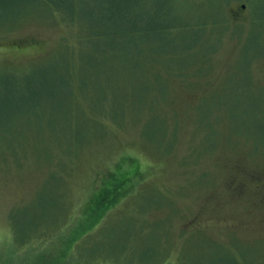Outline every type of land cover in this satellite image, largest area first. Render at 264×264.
<instances>
[{
	"label": "rangeland",
	"instance_id": "374dc122",
	"mask_svg": "<svg viewBox=\"0 0 264 264\" xmlns=\"http://www.w3.org/2000/svg\"><path fill=\"white\" fill-rule=\"evenodd\" d=\"M25 5L28 8L22 10L20 6ZM2 7L0 0V76L33 79L35 84L42 81V74L51 79L53 64L65 61L68 52L78 79L90 77L88 66L108 70L107 60L91 51L128 45L112 37L89 40V35L128 28V19L171 25L174 30L165 43L172 40L179 46L190 42L188 35H198L205 50L216 51L205 63L195 65L187 79H172L170 90L162 91L169 100L151 113L167 117L170 150L148 144L158 128H145L142 133L144 125L135 121L139 117L128 114L121 126L97 129L101 134L76 150L65 162L67 168H60L58 163H47L33 138L36 127L60 124V114L30 113V123L24 117L17 119L18 127H33L28 134L34 136L20 144L21 137L14 139L11 133L7 143L0 144V264H9L13 254L11 218L27 222L22 219L36 215L41 220L53 210V203H61L58 190L42 194L51 171L65 179L62 217L71 224L62 234L69 238L76 226L84 224L103 184L130 169L138 172L128 181L126 196L103 222L140 218L151 224L166 223L163 239L170 258L165 264H264V147L256 149L254 142L263 141L260 132L264 136V114L256 120L258 107L264 106V60L255 61L264 58V0H27L19 7ZM124 9L127 13L117 15ZM132 66L115 63L111 68H126L125 73L132 75ZM201 68L207 75H192ZM250 74L253 96L227 91L229 86L244 84ZM129 75L124 85L131 92L133 107L140 102L141 90L135 86L141 82ZM215 98L222 99L220 109L229 112L233 129L225 111H216L222 117L220 125L210 120L206 126L199 125L198 108ZM58 100L67 101V94ZM79 105L86 109L83 101ZM148 119L146 114L141 117L143 124ZM78 122L74 128L80 130L82 121ZM247 132L254 138H244ZM7 145L16 149L8 151ZM53 153L60 155L58 150ZM153 194L164 197L166 204L147 209L156 198ZM40 241L35 257L48 263L63 250L53 243L39 246Z\"/></svg>",
	"mask_w": 264,
	"mask_h": 264
},
{
	"label": "trees",
	"instance_id": "16d2710c",
	"mask_svg": "<svg viewBox=\"0 0 264 264\" xmlns=\"http://www.w3.org/2000/svg\"><path fill=\"white\" fill-rule=\"evenodd\" d=\"M1 2L2 8H6V4L19 7V4L26 3L27 0H1ZM26 7L28 8L27 5L20 6L22 10ZM127 9L117 12V15H124ZM127 21H130L127 23L128 28L115 29L114 32L107 34L94 33L93 35L92 33L89 35V40L111 37L120 41L125 40L128 48L117 50L108 47L107 50L91 51L93 56L107 60L108 70H95L94 66H88L92 72L89 73L90 77L87 80H84V77L83 80L78 79L76 76L78 71L72 65L74 62L71 61L72 56L69 52L65 53V61L58 64L52 63L53 77L45 79V74H42L43 79L37 84L33 79L22 81L14 75L0 76V144L7 143V136L11 133L14 134V139L17 136L21 137L20 144L27 141L28 136H34L28 134L33 130L29 124L27 128L18 127L21 122L16 120L20 117L26 118L30 123V113L38 115L55 112L60 114V117L58 116L61 119L60 124H55L56 127L52 124L46 125L45 129L42 128L43 125L36 127L34 134L37 136L33 138L35 144L43 149L42 153L47 163H58L56 164L58 167L65 168V162L74 155L76 150L87 144L91 137L95 138L101 134V131L97 129L104 128V125L117 127L126 115L131 114L139 117L135 121L144 125L142 133L145 128H148L147 131L158 128L159 132L157 131V134L152 137L153 140L147 142L148 144L164 146L166 151L170 150L173 142L170 135L166 138L169 129L167 117L159 115L158 111L154 116L151 113L169 100V95L166 96V92L163 95L162 91L170 90L172 79H187L190 70L197 64L205 63L216 50H205L204 41L200 40L198 35H188L190 42H181L183 44L179 46H175L172 40L171 43H165L170 41L169 36L174 28L163 22H146L144 25L141 22L136 23L134 19ZM84 39L86 41L88 38ZM170 44L175 47H166ZM258 60H264V58H258L255 61ZM115 63L133 65L132 75L125 73L126 68L123 70L117 67L111 68ZM177 63L181 64L176 66ZM193 74L207 75L203 72V68L195 69ZM128 75L135 77V81L141 82V86L134 85L141 90L142 94L139 96V104L133 105L134 108L131 106V100H133V97H130L131 92L124 85L126 84L125 77ZM251 77L250 74L244 84L239 83L234 86L235 88L229 86L227 91L230 90L235 95L253 96L254 88L249 86L252 81ZM76 91L81 95L75 96ZM64 93L67 94V101L58 100V96L61 94L64 96ZM255 95L262 96L257 94V91ZM55 98L57 100H54ZM110 99L113 102L109 103ZM217 99L211 100L210 105H207L205 101L198 108L199 125L206 126L209 120L218 122L220 125L222 117L220 118V114L216 111H225L233 129V121L229 112L220 109L219 102L222 99L219 98L218 102ZM82 101L86 109L80 107L79 103ZM136 101L135 99V103ZM63 105L68 108L65 114ZM129 109H131L130 112ZM263 109L264 106L258 107L256 120H258L257 117L263 116ZM144 114L148 115L149 119L143 124L141 117ZM76 121H82L79 125L80 130L78 126L74 128ZM63 126L66 127L62 128ZM93 129L95 132L92 135ZM243 136L254 138L252 133ZM259 136L263 141H254L256 149L258 146L264 147V136L261 132ZM7 147H11L8 151L16 149L14 145H7ZM54 150H58L60 155L55 156ZM3 154L6 155V152ZM137 172L135 169H130L129 173L120 174L121 177L117 175L111 183L103 184L97 195L98 201L82 220L84 224L76 226L72 236L66 238L64 230L71 223L64 222L66 217H62L65 201L62 187L65 179L55 171H51L43 186L42 194H47L51 189L58 190L61 192L62 201L60 204L53 203L54 208L44 217L45 219L38 220L36 215H32L29 220L22 219L27 222H20L18 217L11 218L13 254L10 255L7 263L59 264L62 261L60 264H165L167 258H170L166 255L168 247H164L167 242L163 239L167 236L166 223L153 222L151 224L142 222L140 218L131 219L133 222H103L104 216L113 210L121 198L126 196L128 181L135 177ZM153 196L156 198L151 200L150 206H145L147 209L151 207L159 209L166 204L164 197L157 194ZM33 218L35 220L31 222ZM93 219L97 221L92 222ZM94 227L96 231H92ZM40 239L39 246L47 247L53 243L55 247L58 245L57 248H63L60 255L51 258L52 261L49 263L46 258L35 257L41 250L37 246ZM115 241L117 244L114 246Z\"/></svg>",
	"mask_w": 264,
	"mask_h": 264
},
{
	"label": "flooded vegetation",
	"instance_id": "af4514ba",
	"mask_svg": "<svg viewBox=\"0 0 264 264\" xmlns=\"http://www.w3.org/2000/svg\"><path fill=\"white\" fill-rule=\"evenodd\" d=\"M245 6H243V8H244Z\"/></svg>",
	"mask_w": 264,
	"mask_h": 264
}]
</instances>
